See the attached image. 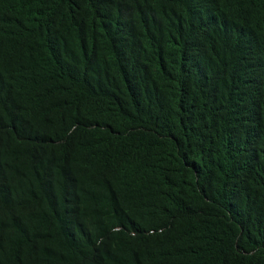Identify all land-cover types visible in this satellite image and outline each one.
Masks as SVG:
<instances>
[{
  "label": "trees",
  "instance_id": "obj_1",
  "mask_svg": "<svg viewBox=\"0 0 264 264\" xmlns=\"http://www.w3.org/2000/svg\"><path fill=\"white\" fill-rule=\"evenodd\" d=\"M0 264H264V0H0Z\"/></svg>",
  "mask_w": 264,
  "mask_h": 264
}]
</instances>
